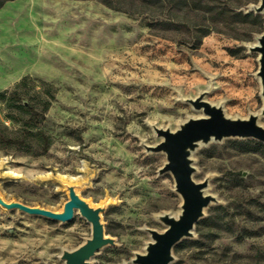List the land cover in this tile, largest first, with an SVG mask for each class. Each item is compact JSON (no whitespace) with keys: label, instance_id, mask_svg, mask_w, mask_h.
<instances>
[{"label":"rangeland","instance_id":"obj_1","mask_svg":"<svg viewBox=\"0 0 264 264\" xmlns=\"http://www.w3.org/2000/svg\"><path fill=\"white\" fill-rule=\"evenodd\" d=\"M260 2L11 0L0 7V91L26 75L32 104L41 100L35 81L56 90L43 122L54 138L49 151L0 147L3 198L61 211L74 185L103 207L115 239L92 264H135L152 239L148 228L164 230L159 215H178L183 202L173 173L159 172L166 152L144 145L162 140L153 125L178 128L199 113L186 99L204 91L231 117L262 111L260 53L250 48L264 32ZM6 113L0 102L2 119L21 128ZM192 157L195 179L208 178L218 200L175 246L170 264H264V142L213 140ZM92 233L79 210L62 221L0 203V264H65L64 249Z\"/></svg>","mask_w":264,"mask_h":264},{"label":"water","instance_id":"obj_2","mask_svg":"<svg viewBox=\"0 0 264 264\" xmlns=\"http://www.w3.org/2000/svg\"><path fill=\"white\" fill-rule=\"evenodd\" d=\"M257 12H264V0L254 6ZM251 50L260 53L258 75L262 82L264 98V32L258 43L250 46ZM207 91L195 98H187L195 108L203 110L200 116H190L176 129L154 124L155 131L162 140L156 145L144 143L149 151H164L167 161L159 172H172L176 180V190L183 198L182 209L178 215L165 212L159 218L166 224L164 230L149 227L152 239L144 252H137L133 259L135 264H170L174 259L175 246L185 237L195 234L198 221L206 214V209L217 197L207 191L209 179L198 181L194 177L197 170L193 153L203 144L213 140L229 137H253L264 142V124L260 123L261 113H252L249 117H231L222 105L205 99ZM70 198L64 209L53 210L43 206L29 205L21 201H7L0 192V203L8 209H19L32 214L44 215L67 221L79 210L93 225L92 236L74 249H64L61 257L65 264H92L93 257L107 244H114L115 239L108 236L102 221L103 207L94 206L77 192L74 185L69 186ZM127 264V263H123Z\"/></svg>","mask_w":264,"mask_h":264},{"label":"trees","instance_id":"obj_3","mask_svg":"<svg viewBox=\"0 0 264 264\" xmlns=\"http://www.w3.org/2000/svg\"><path fill=\"white\" fill-rule=\"evenodd\" d=\"M8 1L11 0H0V7ZM103 1L110 6L119 7L116 0ZM31 80V76L26 75L13 89L0 91V102L7 110V117L15 122H21V128L13 129L0 115V147L17 148L42 154L48 152L54 142L53 135L43 126V122L56 97V90L50 82L36 79V86H40L38 92L41 100L39 105L32 104L26 93V87ZM26 116L29 117L26 119Z\"/></svg>","mask_w":264,"mask_h":264},{"label":"bare ground","instance_id":"obj_4","mask_svg":"<svg viewBox=\"0 0 264 264\" xmlns=\"http://www.w3.org/2000/svg\"><path fill=\"white\" fill-rule=\"evenodd\" d=\"M198 114H195V116H200V115H202L204 112H203V110L201 109V110H199L198 109ZM262 117V114L260 115V118ZM11 170V169H10ZM13 174V173H12ZM76 190H77V192H78V189L76 188ZM91 203V202H90ZM92 204V203H91Z\"/></svg>","mask_w":264,"mask_h":264}]
</instances>
